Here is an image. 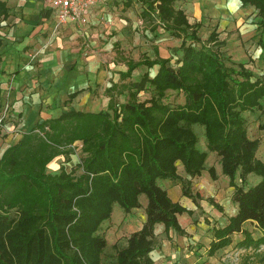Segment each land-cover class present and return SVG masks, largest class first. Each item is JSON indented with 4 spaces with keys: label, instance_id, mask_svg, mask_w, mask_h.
<instances>
[{
    "label": "trees",
    "instance_id": "1",
    "mask_svg": "<svg viewBox=\"0 0 264 264\" xmlns=\"http://www.w3.org/2000/svg\"><path fill=\"white\" fill-rule=\"evenodd\" d=\"M139 1L145 5L139 18L148 17L150 29L158 23L180 39L175 65L157 55L125 59L119 82L105 89L106 110H71L45 119L1 152L0 264H152L154 224L163 223L166 234L169 228L183 234L177 215L192 212L172 201L160 181L178 178V161L191 177L206 169L216 179L207 162L210 153L233 188L236 211L225 225L211 226L207 255L231 243L234 233L243 235L240 246L264 244V234L253 238L244 227L251 222L264 230V161L255 155L259 141L248 136L242 115L260 108L264 73L253 79L243 63L229 59L226 64L220 49L225 41L216 28L201 41L200 23L188 22L177 5L181 0ZM239 1L256 10L255 25L264 28V0ZM0 8L5 15L2 2ZM186 38L200 42L199 47ZM259 41L262 47L264 38ZM141 64L158 68L132 80L131 72ZM145 90L149 97L140 99ZM170 91L181 93L183 101L170 103ZM118 95L125 99L119 101ZM76 141L81 143L79 173L63 163L48 171L59 155L70 161L69 148ZM251 173L259 176L254 184L247 182ZM181 182L182 193L196 202L200 196L189 191L188 181ZM141 196L146 199L141 227L116 241L114 257L105 261L107 241L100 226L114 204L126 213L141 206Z\"/></svg>",
    "mask_w": 264,
    "mask_h": 264
},
{
    "label": "crops",
    "instance_id": "2",
    "mask_svg": "<svg viewBox=\"0 0 264 264\" xmlns=\"http://www.w3.org/2000/svg\"><path fill=\"white\" fill-rule=\"evenodd\" d=\"M123 1L126 2L123 6L125 17L110 15V10L117 8L115 3L120 5ZM209 1L218 2V0H181L177 5L184 11L191 24L202 22L204 25L213 21L215 25L219 17L233 19V15L228 9L224 11L214 9L215 13L211 12V8L215 7V4H211ZM227 1H234L237 6L241 5L239 0ZM0 2L4 4L6 12L5 15L2 14L0 8V113L3 107L8 105L0 127V154L8 145L16 143L23 132L29 131L45 119L71 110H101L99 105H94L95 102H89V88L94 84L102 85L101 78L105 74L104 68H99L98 75L94 72L89 73L88 76H78L73 71L74 66L80 68L79 64H76V53L79 50L93 51V48L97 49L99 47L97 39L99 40L100 37L106 38V35L111 34V41H109L111 46L117 41L115 45L119 44L123 49L128 48V59L133 60H138L141 55H145L149 59H153L157 55L161 58H170L172 61V56L178 50V47H175V50L172 51L171 48H166V45L164 47L150 46L143 36L141 39L138 35L133 34L132 27L136 24L135 20L136 22L141 20L137 19L129 7L131 0H103L101 4L86 14L85 23L68 21L59 27L56 26L52 11L43 4L42 0H0ZM141 5L143 4L141 3ZM127 19L133 20L132 25L127 23ZM203 25L200 27L201 29L204 28ZM157 29L161 30L163 27L157 23L154 30H146V32L151 33V37H153ZM163 37L164 34L160 39L157 38L161 40ZM158 39L154 40V43ZM68 52H72L74 56H68ZM141 52L143 53L141 54ZM69 57H73V59L67 61ZM152 67L155 70L149 73V69ZM152 67L148 68L144 64L137 66V70L139 69L137 75L144 72H148L150 76L153 75L158 65L155 64ZM87 68L89 71L94 70L92 64H89ZM125 70L120 68L117 73ZM79 72L78 70V74ZM83 86L87 88L82 90ZM106 86L108 87V85H102L104 90L107 88ZM72 93H74L73 96H71ZM77 142L81 144L80 141ZM60 156L54 159L59 160ZM49 163L47 170L55 171L56 169H50ZM208 165L211 164L208 163ZM176 168L178 178H165L160 181V184L166 189L172 201L178 202L192 212L190 214L182 212L177 215L178 222L184 230L183 234L172 228H169L166 234L163 223L154 224L153 231L156 239H159V243L157 242L155 248L149 252L152 264H188L186 262L188 260L186 256L187 241L189 240L187 236L194 230L187 229L186 225L194 227L192 217H194L195 210L197 208L204 211L219 210L211 202H208L206 207L203 202L209 198L218 207L225 206L228 202L233 205L231 201L233 188L227 185L229 193L225 196L221 195L218 189L221 176L226 178V182L228 181L227 176L221 174L220 165L219 170L215 167L216 179H212L206 169H203L199 175L191 177L185 173L179 161L176 163ZM181 179L189 182L187 187L193 195L197 193L200 196L196 202L192 197L182 193ZM145 204L146 199L141 196L140 207L132 208L126 213L118 211L120 218L124 216L122 228L125 225L128 228V234L141 227L145 219ZM114 207L115 205L113 209ZM233 208L236 210L234 206ZM232 214L225 216L220 221V226L225 225L227 217ZM214 218L217 219V216ZM128 234H121V237L128 236ZM175 235H177V239ZM241 235L240 233L233 234V236Z\"/></svg>",
    "mask_w": 264,
    "mask_h": 264
},
{
    "label": "rangeland",
    "instance_id": "3",
    "mask_svg": "<svg viewBox=\"0 0 264 264\" xmlns=\"http://www.w3.org/2000/svg\"><path fill=\"white\" fill-rule=\"evenodd\" d=\"M125 3L126 2L123 1L122 4L119 5V3L116 2L115 5L117 8L115 10H110V15L125 17L123 14V11L125 10L123 6L125 5ZM209 3L215 4V7L211 8V12L215 13L214 9H221L216 11H224L225 9H228L233 15V19L219 17L217 24L215 25V22L213 21H209L204 25L202 24V22H200V27L202 25L204 26V28L201 29L199 27L200 29L198 28L197 30V35L199 36L200 40L205 41L210 31L213 28H216L218 38L225 41V44L220 47L224 54L223 58H225V63L230 64V60L234 61L235 63L241 62L247 69L252 71L253 79L259 78L264 73V43L261 47L259 41L260 38H264V28H257L255 25V22L258 19L256 10L250 5L237 6V3H235L234 1L229 2L227 0H218V2L209 1ZM129 7L132 9L133 14L137 16V19H139V13L144 8V5H141L138 0H131ZM126 21L131 25L133 23V20L131 19H127ZM135 23V26L132 27L133 34L138 35L139 37H141V39L143 36L146 39L145 41L149 42L150 46L164 47V45H166V48H171V50L173 51L175 50V47H178L180 44L179 38L176 39L170 34L169 31L163 29L155 30L153 37H151L152 34L146 32V30L152 31V29H150V26L152 25L151 20L148 17H146L144 20H141L140 22H136L135 20ZM162 34H164V37L159 40ZM111 36V34H108L106 35V38L100 37L99 40L97 39V42H99V47L97 49L93 48V51L79 50L76 53V64H79L80 68L74 66L73 71H75L78 76H88L89 73L94 72L98 75V72L100 71L99 68L103 67L105 74L101 78L102 85L105 84L109 86L112 82H119L117 71H119L120 68L125 70L126 67L124 65V60L129 58V49L120 48L119 44L115 45L117 41L113 46H111V42H109L111 41ZM79 39L82 40L81 38ZM156 39L158 40L154 43V40ZM186 42L191 43L196 47H199L200 45V42L193 41L188 38H186ZM142 53L143 52H141V54ZM70 55H73V53L68 52V56ZM179 55L180 52L179 50H177L174 54L175 57L172 56L171 62L173 63V65H175L174 61L177 57H179ZM72 59L73 57H69L67 61H71ZM89 64H92L93 69L97 70L89 71V69L87 68ZM78 70L80 71L79 74ZM138 70L136 68L132 72L130 76L132 80L137 79L141 75H137ZM154 70V67L150 68L149 73H152ZM113 79H116V81H113ZM102 85L94 84L91 88H89V102L93 101L95 102V106L99 105L101 107V110H106V101L108 100V96H106L105 90L103 89ZM86 88L87 87L83 86L82 90H85ZM147 97H149V91L145 90L139 93L140 99H144ZM123 99H125V97H123L122 95H118L119 101H122ZM166 99L170 103L182 102L183 95L175 91H170ZM260 102V108L254 107L251 109H246L242 112V115L246 121L248 136L250 138H256L259 141V145L255 155L257 158L264 161V129L260 128V125L264 124V100H261ZM79 145L80 144L77 142L70 147V161L66 163L62 162L63 156H60L59 160L54 159L53 161H51V163H49L50 169L57 170L58 166L64 163L66 164L65 166L67 170L72 169L74 170V174L79 173L77 166H75L77 165L81 157L80 148H78ZM200 146L203 147L202 142ZM208 163H210L214 167V169L215 167H217V169L219 170V162L215 154H209ZM222 177L223 176H221L218 182V189L220 190V194L225 196L229 193V190L227 191V185H229V183L228 181L226 182V178L224 179ZM258 179L259 176L252 173L247 176V182L249 184H254L258 181ZM237 182L240 183L238 178ZM208 202V199L207 201L203 202L206 204V207L208 206ZM114 205L115 207L114 209H112L110 220L105 221L104 224L100 226L99 230L100 233L102 232L104 234L108 243L103 253V259L105 261L114 257V243H116V241L122 242L126 237L125 235L121 237V234H128L129 232L128 228L125 225L122 228L124 216L123 218H120V214L118 213V211L122 213V209L118 204ZM233 206L236 209V206L234 204L232 205L228 202L225 206L220 205V207L218 208L219 210L210 209L208 211H204L200 208H197L195 210L194 217H192V219H194V227L186 225L187 229L190 228L191 230H194L189 236H187V238H189V240L187 241L188 246L186 250V256L188 257V260L186 262L188 264H264V244H260L257 248L253 246H240L238 242L243 238V235H232L231 243L217 250L214 255H207L208 243L211 238V226H220V221L223 220L225 216L236 211L234 210ZM215 216H217V219L214 218ZM244 227L251 233L253 238H257L264 234V230L256 226L254 223L247 222ZM175 238L177 239V235H175ZM157 242L159 243V239H157Z\"/></svg>",
    "mask_w": 264,
    "mask_h": 264
},
{
    "label": "built area",
    "instance_id": "4",
    "mask_svg": "<svg viewBox=\"0 0 264 264\" xmlns=\"http://www.w3.org/2000/svg\"><path fill=\"white\" fill-rule=\"evenodd\" d=\"M55 18L56 26L59 27L68 21L85 23L88 13L97 7L103 0H42ZM8 105H5L0 113V127L5 116Z\"/></svg>",
    "mask_w": 264,
    "mask_h": 264
}]
</instances>
